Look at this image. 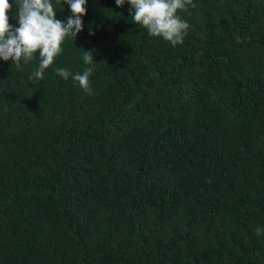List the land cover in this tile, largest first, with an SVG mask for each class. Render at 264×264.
I'll return each mask as SVG.
<instances>
[{
    "label": "trees",
    "instance_id": "obj_1",
    "mask_svg": "<svg viewBox=\"0 0 264 264\" xmlns=\"http://www.w3.org/2000/svg\"><path fill=\"white\" fill-rule=\"evenodd\" d=\"M193 3L175 46L86 0L38 84L0 59V264H264V0Z\"/></svg>",
    "mask_w": 264,
    "mask_h": 264
},
{
    "label": "clouds",
    "instance_id": "obj_2",
    "mask_svg": "<svg viewBox=\"0 0 264 264\" xmlns=\"http://www.w3.org/2000/svg\"><path fill=\"white\" fill-rule=\"evenodd\" d=\"M117 7H123L126 0H115ZM61 3V0H57ZM131 6L129 16L136 25L146 28L150 35L162 37L173 46L182 43L189 24L177 15L178 10L187 11V7L195 8L193 0H127ZM67 4L71 15L66 21L57 18L51 0H21L16 19L18 26L9 23L8 13L12 9L9 0H0V59L12 61L21 68V61L25 64L34 59L39 53V66L29 76V80L39 83L44 72L61 53V45L67 37L73 41L83 31V16L86 15V0H62L61 7ZM89 35H94L89 25ZM83 62L93 65V50H84ZM93 67L86 68L83 73H71L66 68H57L56 73L67 80L71 76L88 95L92 94L89 77ZM264 229L257 228L256 235Z\"/></svg>",
    "mask_w": 264,
    "mask_h": 264
}]
</instances>
